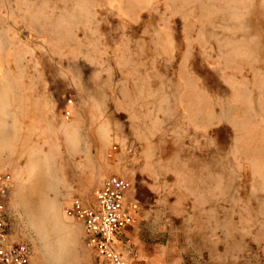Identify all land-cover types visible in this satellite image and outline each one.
Here are the masks:
<instances>
[{
  "label": "rangeland",
  "instance_id": "obj_1",
  "mask_svg": "<svg viewBox=\"0 0 264 264\" xmlns=\"http://www.w3.org/2000/svg\"><path fill=\"white\" fill-rule=\"evenodd\" d=\"M0 171L32 264H107L65 210L112 175L133 264H264V0H0Z\"/></svg>",
  "mask_w": 264,
  "mask_h": 264
},
{
  "label": "built area",
  "instance_id": "obj_2",
  "mask_svg": "<svg viewBox=\"0 0 264 264\" xmlns=\"http://www.w3.org/2000/svg\"><path fill=\"white\" fill-rule=\"evenodd\" d=\"M70 116V113L67 114ZM122 151L119 144H113L108 158L114 159ZM131 154L133 149L127 148ZM11 173L0 171V196L12 184ZM132 185L127 178L112 175L105 178L95 191V204L85 205L75 198L65 213L83 224L84 243L87 249L94 251L107 264H133L117 247V239L123 231L135 222L134 213L137 204L128 206L126 198ZM0 264H32L27 245L11 242L6 231L4 206L0 202Z\"/></svg>",
  "mask_w": 264,
  "mask_h": 264
},
{
  "label": "crops",
  "instance_id": "obj_3",
  "mask_svg": "<svg viewBox=\"0 0 264 264\" xmlns=\"http://www.w3.org/2000/svg\"><path fill=\"white\" fill-rule=\"evenodd\" d=\"M157 200H158V198H157L156 194L149 196V201H153L156 204V208L159 206ZM126 203L128 206H131L133 204H137L139 206L140 203L142 205H145V200H144V197H142L141 195H137V197H133L131 195V192H129L127 195V198H126ZM137 211H139V210L137 209ZM137 211L134 213L135 222H136L137 213H138ZM152 211L155 212V210H152ZM142 214H143V211H140V215H142ZM135 222H134V224H135ZM133 225L126 228L122 233V235H123V246L125 247L124 243H127L130 246L129 248L133 252H135L137 257H139V258H144V257L150 258V257H154V256L158 255V253H161L158 249L159 247H153L150 249L147 246H145L144 244H142L138 238V235H137V227L138 226L134 225V228H133ZM124 254L131 261H133V259L130 256H128L129 253L127 252V250H126V253H124Z\"/></svg>",
  "mask_w": 264,
  "mask_h": 264
},
{
  "label": "bare ground",
  "instance_id": "obj_4",
  "mask_svg": "<svg viewBox=\"0 0 264 264\" xmlns=\"http://www.w3.org/2000/svg\"><path fill=\"white\" fill-rule=\"evenodd\" d=\"M40 194H41V193H40ZM39 198H40V197H39ZM42 199H43V198H42ZM22 200H23V199H22ZM22 200H21V202H23ZM41 202H42V201H41ZM24 203H26V201H25ZM24 203H23V204H24ZM42 204H43V203H42ZM27 207H28V206H27ZM41 208H42L41 205H39V206H37V207H31V208L28 207V210H29V211L27 210V212H29V213H30V211H31V212H38V210H39V209L41 210ZM40 212H41V211H40ZM41 213H42V212H41ZM44 213H45V212H44ZM34 214H35V213H34ZM45 214H46V213H45ZM31 215H32V213H31ZM42 215H44V214H42ZM42 215H41V217H43ZM32 216H35V217H36V215H32ZM32 216H31V217H32ZM37 217H38V213H37ZM38 218H40V217H38ZM35 219H37V218H35Z\"/></svg>",
  "mask_w": 264,
  "mask_h": 264
}]
</instances>
